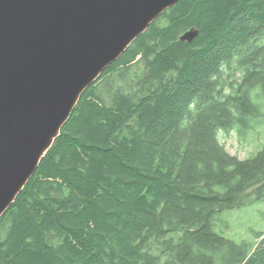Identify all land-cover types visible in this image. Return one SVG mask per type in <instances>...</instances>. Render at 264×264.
<instances>
[{
    "label": "trees",
    "instance_id": "16d2710c",
    "mask_svg": "<svg viewBox=\"0 0 264 264\" xmlns=\"http://www.w3.org/2000/svg\"><path fill=\"white\" fill-rule=\"evenodd\" d=\"M261 125L264 0L179 1L82 95L0 221V264H264V235L216 231L264 201V144L241 160L219 132Z\"/></svg>",
    "mask_w": 264,
    "mask_h": 264
},
{
    "label": "water",
    "instance_id": "95a60500",
    "mask_svg": "<svg viewBox=\"0 0 264 264\" xmlns=\"http://www.w3.org/2000/svg\"><path fill=\"white\" fill-rule=\"evenodd\" d=\"M179 1L0 0V220L85 91Z\"/></svg>",
    "mask_w": 264,
    "mask_h": 264
},
{
    "label": "rangeland",
    "instance_id": "374dc122",
    "mask_svg": "<svg viewBox=\"0 0 264 264\" xmlns=\"http://www.w3.org/2000/svg\"><path fill=\"white\" fill-rule=\"evenodd\" d=\"M166 12H164V13H166ZM194 28L195 27L190 28L189 30L185 31L183 34L188 33L189 31H191ZM195 29L197 30V28H195ZM187 41L184 43L191 44ZM138 60L139 59H137L136 62ZM106 71H104L101 74L100 78L98 80H96L94 82V84L96 82L100 81V79L102 78V75ZM128 81H129V79L124 80V82H128ZM111 86L112 85L110 84V86L108 88H110ZM106 87L107 86L105 85V82H104L102 85V88L104 89ZM112 88H113V86L110 89H112ZM78 104L76 105V107L78 106ZM254 131L255 132L248 134L246 137L239 136L238 133L236 132V130L230 131L229 133H226L225 131H221V132H219L220 133L219 139H220L221 143L223 145H225L227 151L232 156H237L239 159L244 160V159H247L250 156H252L253 153H255L264 144V125H261L260 127H258V129L254 130ZM54 143H53V145H54ZM51 149H52V147L46 152L45 156L48 154V152ZM45 156L43 157V159L45 158ZM216 221H215L216 222V231L219 233L221 232L225 237L230 238L236 242H241V241L246 240V241L253 242V244H255L256 242H258L257 236L264 235V201H255L249 205L241 206V207H238V208L233 209V210L224 211L217 216Z\"/></svg>",
    "mask_w": 264,
    "mask_h": 264
},
{
    "label": "bare ground",
    "instance_id": "6f19581e",
    "mask_svg": "<svg viewBox=\"0 0 264 264\" xmlns=\"http://www.w3.org/2000/svg\"><path fill=\"white\" fill-rule=\"evenodd\" d=\"M70 120V119H69ZM53 147V146H52Z\"/></svg>",
    "mask_w": 264,
    "mask_h": 264
}]
</instances>
